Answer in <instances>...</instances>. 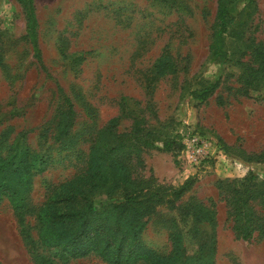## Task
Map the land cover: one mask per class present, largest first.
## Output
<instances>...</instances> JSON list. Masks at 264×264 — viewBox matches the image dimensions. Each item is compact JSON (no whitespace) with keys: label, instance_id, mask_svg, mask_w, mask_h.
I'll use <instances>...</instances> for the list:
<instances>
[{"label":"rangeland","instance_id":"obj_1","mask_svg":"<svg viewBox=\"0 0 264 264\" xmlns=\"http://www.w3.org/2000/svg\"><path fill=\"white\" fill-rule=\"evenodd\" d=\"M235 6L225 35L227 60H213L209 43L217 0H33L38 61L26 36L17 0H0V138L10 145L25 132L30 149L47 155V168L33 177L30 205L39 206L52 188L89 174L92 140L120 112L116 132L130 131L135 118L156 146L172 140L168 151L143 148L134 156L131 177H142L168 192L189 180L186 191L169 194L146 217L140 234L144 250L167 254L170 232H178L188 255L214 242L215 264H264V207L253 202L261 228L248 240L232 230L227 184L248 174L264 180V84L248 94L236 91L251 47L264 46V0H229ZM84 59L73 63L72 56ZM219 78L203 102L191 90ZM68 98L74 111L65 137L55 139ZM197 132L213 141L212 154L198 168L180 157L181 134ZM3 138V137H2ZM178 143L180 146L178 147ZM119 202V192L95 200ZM194 198L209 203L214 221H196L180 211ZM34 224L33 217L27 218ZM36 237V230L32 229ZM214 235V237H213ZM53 251V250H52ZM40 256L49 255L41 248ZM0 264H41L20 234L8 199L0 196ZM58 264H109L94 254Z\"/></svg>","mask_w":264,"mask_h":264},{"label":"trees","instance_id":"obj_2","mask_svg":"<svg viewBox=\"0 0 264 264\" xmlns=\"http://www.w3.org/2000/svg\"><path fill=\"white\" fill-rule=\"evenodd\" d=\"M22 7L26 36L33 47V55L39 61L37 45V19L33 0H17ZM235 6L229 0H217L215 25L209 43V55L213 60H227L225 35L229 30ZM81 53L72 56L78 64L84 59ZM252 63H246V73L239 75L240 85L236 91L248 94L264 84V46L251 47ZM2 49L0 46V64ZM220 85L219 78L191 90L189 98L196 104L205 101ZM67 109L60 112L56 124L55 139L65 137L73 123L74 111L68 98ZM123 112L110 118L92 140L87 156L89 174L64 185L54 187L44 203L30 205L28 193L33 177L43 172L50 159L43 153L30 149L25 141V132L16 134L12 143L6 145V133L0 138V196L8 199L20 227L22 238L41 264H58L72 258L94 254L109 264H215L214 242L194 255H188L178 232H170L171 249L167 254L144 250L140 234L145 228L146 217L155 211L158 202L166 195L178 199L185 191L189 180L169 192L142 177H131L129 166L132 157L137 158L143 148L168 151L172 140H164L156 146L150 138V131L135 118L130 131L116 132V125ZM149 132V134H148ZM3 137V138H2ZM180 143H178V147ZM226 201L232 215V230L244 240L251 238L254 231L262 229L253 202L264 207V180L248 174L239 181L227 184ZM119 192L121 201L112 202L107 198L95 200L99 193ZM169 193V194H166ZM211 201L204 203L194 198L188 200L180 211L192 212L196 221H214ZM33 217L34 224L27 218ZM36 230V237L32 235ZM214 237V235H213ZM45 248L49 255L40 256L39 249ZM53 250V251H52Z\"/></svg>","mask_w":264,"mask_h":264},{"label":"built area","instance_id":"obj_3","mask_svg":"<svg viewBox=\"0 0 264 264\" xmlns=\"http://www.w3.org/2000/svg\"><path fill=\"white\" fill-rule=\"evenodd\" d=\"M180 157L190 168H198L212 154L213 141L197 132L181 134Z\"/></svg>","mask_w":264,"mask_h":264}]
</instances>
